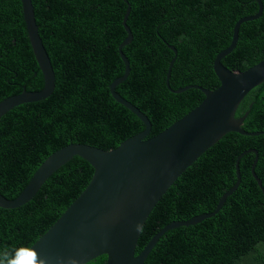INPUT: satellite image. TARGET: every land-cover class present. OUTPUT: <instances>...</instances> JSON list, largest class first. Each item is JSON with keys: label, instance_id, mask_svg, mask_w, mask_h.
Masks as SVG:
<instances>
[{"label": "trees", "instance_id": "1", "mask_svg": "<svg viewBox=\"0 0 264 264\" xmlns=\"http://www.w3.org/2000/svg\"><path fill=\"white\" fill-rule=\"evenodd\" d=\"M261 15L239 26L236 45L221 62L243 71L264 58V0ZM38 33L55 77L51 94L14 106L0 117V193L14 198L39 164L69 142L102 149L117 146L144 124L115 101L109 84L129 73L115 90L149 119L153 136L195 107L204 97L197 84L214 89L216 54L231 40L234 23L258 10L255 0H31ZM43 75L26 31L20 0H0V100L39 90ZM251 107L249 108V105ZM249 112L241 127L264 131V81L249 90L235 116ZM257 151L254 171L264 189V133L227 132L207 148L167 188L146 218L137 255L164 225L215 209L236 181L235 161ZM255 153L239 159L240 183L211 217L167 230L143 264H264V193L251 173ZM92 166L74 155L56 169L33 197L15 208L0 207V253L20 257L89 182ZM101 254L85 264H105Z\"/></svg>", "mask_w": 264, "mask_h": 264}, {"label": "water", "instance_id": "2", "mask_svg": "<svg viewBox=\"0 0 264 264\" xmlns=\"http://www.w3.org/2000/svg\"><path fill=\"white\" fill-rule=\"evenodd\" d=\"M20 1L32 52L44 82L39 90L27 91L23 88L21 92L0 100V117L14 106L48 97L55 85L54 71L38 33L31 0ZM255 1L258 4L257 12L240 17L234 23L229 45L219 51L213 60V71L219 81L216 88L190 84L171 89L169 76L176 50L174 46L168 45L174 56L167 67L166 87L175 93L190 87L198 88L204 97L183 116L150 137H147L151 129L148 117L115 90L129 73V62L122 52V47L132 39L131 30L126 24L130 9L128 4L122 19L127 35L118 45L124 73L113 79L109 90L116 102L142 121L144 129L107 150L90 144L69 142L50 153L39 164L16 197L7 198L0 193V207L15 208L30 200L44 181L74 155L85 159L93 168L84 189L19 257L17 264H33V252L38 254V258L45 259L46 264H85L101 254L106 255L105 264H143L157 240L167 230L195 224L218 212L227 196L238 187L241 180L239 159L250 151L255 153L251 173L264 193L261 179L254 171L257 151L246 149L235 161L236 181L219 197L213 211L167 223L135 254L138 236L150 211L167 188L199 155L227 132L244 135L264 133L247 132L241 127L249 109L242 116H235L237 106L246 93L264 81V58L243 71L231 70L221 62L236 45L240 24L261 15L262 1Z\"/></svg>", "mask_w": 264, "mask_h": 264}, {"label": "clouds", "instance_id": "3", "mask_svg": "<svg viewBox=\"0 0 264 264\" xmlns=\"http://www.w3.org/2000/svg\"><path fill=\"white\" fill-rule=\"evenodd\" d=\"M33 264H46V260L43 258H38V254L33 252ZM19 257L18 254L14 258L11 253L5 250L3 253H0V264H17Z\"/></svg>", "mask_w": 264, "mask_h": 264}]
</instances>
